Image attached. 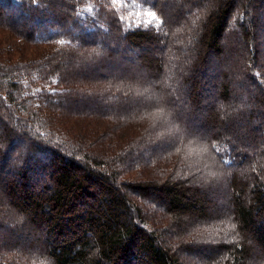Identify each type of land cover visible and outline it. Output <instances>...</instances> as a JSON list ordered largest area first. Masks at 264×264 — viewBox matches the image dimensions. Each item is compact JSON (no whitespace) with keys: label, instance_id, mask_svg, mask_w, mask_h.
Listing matches in <instances>:
<instances>
[{"label":"trees","instance_id":"trees-1","mask_svg":"<svg viewBox=\"0 0 264 264\" xmlns=\"http://www.w3.org/2000/svg\"><path fill=\"white\" fill-rule=\"evenodd\" d=\"M178 37L192 62L167 87L202 112L200 129L214 132L193 141L228 173L224 211L215 180L183 173L161 142L148 145L154 159L138 153L141 127L117 123L120 101L114 112L94 109L90 102L111 96V87H72L77 75L95 72L92 60L80 74L65 68L92 47L110 53L122 44L159 73L153 49ZM263 37L264 0H0V225L9 228L0 264H264V147H245L264 141ZM230 44L242 67L220 70L205 104V70L229 60ZM231 71L247 79L238 94ZM89 88L77 104L76 93ZM215 100L236 108L227 125ZM19 138L25 145L14 151ZM224 224L222 238L209 234ZM35 240L40 258L26 252Z\"/></svg>","mask_w":264,"mask_h":264},{"label":"rangeland","instance_id":"rangeland-1","mask_svg":"<svg viewBox=\"0 0 264 264\" xmlns=\"http://www.w3.org/2000/svg\"><path fill=\"white\" fill-rule=\"evenodd\" d=\"M183 9L179 7L175 9V12L180 17L178 19L180 22L183 20ZM172 30L173 32L176 31V27L173 26L171 31ZM236 38H238V36H236ZM9 43L13 44L12 41H9ZM157 43L158 47L153 49V54L162 62V69L159 73L154 70L142 68L140 66V60L134 56L132 51L126 50L125 48L123 49L120 46L122 44H118L113 47L110 53L104 51L103 48H101L100 51L92 47L89 52L78 56L77 58H73L72 60L69 59L65 61V68L79 74L83 72L84 62L92 60L93 64L96 66V69H94L95 72H90V70L85 71V79L81 78V75H77L76 78L72 79L71 85L72 87H75L77 84H80L82 86L88 85L89 87L91 83L101 81L103 82L101 88L105 86L111 87V96L105 95L100 101H95L96 103L90 102V104L96 105V107L94 106V109L99 108L101 111L112 110L114 112L115 104L113 103L120 101L119 105L123 107L115 113L114 118L118 120L117 123L120 125L122 119H124L126 124L129 123L131 126L141 127L142 133L138 136L140 138L142 137L143 143H140L138 153L148 157L150 160L154 159L158 154L157 152H151L148 145L157 146L158 144L159 146V144L162 143L160 151L164 152L161 154L165 155L169 159L171 158L172 160L177 158V164L181 163L183 173L190 172V174H193V177H197L199 182L200 180H215L214 186L216 187L213 191L216 195V205L224 211L228 200V192L224 178L227 177L228 173L225 172L219 164H216L210 153L201 150V143H195L193 141L195 136L197 138L199 136L198 139H206L211 136L213 137L214 132L212 133L207 129L205 131L200 129V126L202 125V112L195 111V109L191 111L187 108L186 97L179 99L180 97L178 95L170 92L171 87L170 89L167 87L169 86V80L176 77V75H180L183 72V68L191 64L192 59H190L188 55H185L186 53L178 47L177 44H182L179 37L178 40L170 39L169 42ZM235 49L237 50L238 46L235 48L233 44H230L231 55L229 60L220 66H218L215 62L210 63L207 67L208 69L205 70V78L209 80L208 84L206 83V89L208 90L206 94L211 96L203 99L205 104H211L212 97H215L217 91L214 83L215 81H220L219 79L221 78L218 72L220 70L227 71L229 68H232L233 71L240 65V61L238 60L239 57L236 55ZM257 50L258 54L260 53L264 55V46H261L260 49L258 47ZM108 55L111 56L109 60L107 57ZM239 67L242 66L240 65ZM232 71L226 78L229 77L228 81H230L233 86V90L237 91L234 94H238L240 90V88L238 90V81H244L246 77L241 76L242 74L238 72ZM177 80L179 82L180 78L177 77ZM106 82H109L110 85H105ZM175 89L179 91V85L176 86ZM87 91H85V93H76L74 101L79 104L84 101V94L87 95L94 93V89L91 88ZM234 94H232V98L230 100L233 99ZM171 97H178L177 103L173 106L174 111L171 110L169 103ZM213 104L215 105L217 112H220L221 115L224 114V117L221 116V122L223 121L221 124L227 125L230 117L235 115L236 108L229 107L228 102L217 103V100H215ZM76 106L78 108V105ZM88 107H85L84 109L88 110ZM79 111L80 110H77V112ZM183 115L184 118L182 120L181 118ZM227 116L230 117L227 118ZM223 118H226L227 120H223ZM215 126L217 127L219 125L216 124ZM215 130L216 129H214V131ZM183 131L190 132L188 134L191 136L186 134L183 136L181 134ZM253 142L250 141V145H245V147L247 151H251L256 154L264 147V141H255V146L251 147V145H254ZM189 143L191 145H189ZM13 145V150L17 151L25 145V141L23 138H19L13 143ZM1 147L4 149L3 146ZM13 161L14 160L9 159L7 160L8 163L4 164L11 167ZM2 175H4V173H2L0 177ZM2 178L4 179L3 176ZM2 184L3 183H1V185ZM0 219L3 220L1 215ZM8 231V226L5 227L4 225H0V240L7 236ZM208 231L211 236L222 238L226 231V226L225 224L222 226H213ZM24 239L27 238L24 237ZM22 240L23 238L21 241ZM29 247L28 251H26L27 254L40 258L43 251L40 242L35 240ZM41 264H49V261L43 260Z\"/></svg>","mask_w":264,"mask_h":264},{"label":"snow or ice","instance_id":"snow-or-ice-1","mask_svg":"<svg viewBox=\"0 0 264 264\" xmlns=\"http://www.w3.org/2000/svg\"><path fill=\"white\" fill-rule=\"evenodd\" d=\"M155 15H156V14L153 12V13H152L153 18H155Z\"/></svg>","mask_w":264,"mask_h":264}]
</instances>
